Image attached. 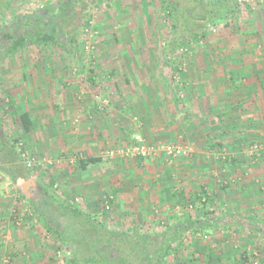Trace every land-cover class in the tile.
Wrapping results in <instances>:
<instances>
[{"label": "crops", "instance_id": "crops-1", "mask_svg": "<svg viewBox=\"0 0 264 264\" xmlns=\"http://www.w3.org/2000/svg\"><path fill=\"white\" fill-rule=\"evenodd\" d=\"M251 2L254 18H246L242 21L243 23L237 24V26H243L237 29L238 34L235 32L234 36L238 38V42L242 36L245 37L247 43L253 42L258 37L257 40L263 44L256 49H252V45L247 47L243 45L241 48L229 51H216L209 65L202 66L199 72L202 79L199 83L201 86L199 103L201 102L205 110L203 109V113L195 119L199 124L188 131L187 129L173 131L169 130L172 124L167 120L164 123L160 119L158 121L144 119L143 122L149 132L147 135L155 140H161L164 136L166 139L171 137V140L176 141L180 138L186 144L197 147L198 159H181L185 161L182 175L189 176L190 173L193 174L192 172L202 168L216 170L212 172L213 176H209L208 184L203 181L199 183L198 191L194 188L198 184H195L193 179L200 180L205 178V175L193 174L189 179L185 177L187 179L183 183L185 185L183 189L192 191L190 198L183 195H177L174 198L168 192V189H174L171 184L162 186L156 183L158 187L155 189L152 187L147 167L160 165L164 162L161 159H111L108 161L101 159L97 165L89 166L85 170L78 169L80 160L100 158L103 151L111 147L128 145L132 141L111 146L109 140L104 145L99 143L104 133L105 135L111 133V127H113V134L118 138L124 139L130 134L118 123L120 118L111 120V115H106L108 112H99L97 107H93L97 101L93 96L87 95V89L91 88L92 84H98L99 76H96L99 74L98 71L89 67L91 75L89 87L79 91L78 84L71 83L70 79H65L69 81H64L65 83L62 84L58 82L62 79V74L66 76L67 69L59 72L57 67L40 65L36 50L25 49L8 57L7 60L18 59L21 62L11 61V65L4 66L5 69L2 65L7 60L0 63L5 98L10 100L9 112L6 115L2 113V116L0 114V175L3 176L6 184L18 187L22 191L26 204L36 213V219L23 211L14 214L13 206L15 205L13 204L9 210L5 211L8 205L5 204L6 199L0 190V257L10 254L12 264H59L49 255L50 251L52 252L57 246L66 248L67 244L74 247L71 242L69 243L70 237L65 235L66 228L62 225L66 217L74 216L60 205L71 204L73 195L70 194L77 189L76 193L81 196H75L83 199V206L71 205L83 211L84 229H88L86 215H90L92 220L95 218L101 220V215L99 213L95 215L90 212V209H92L95 194L104 188L96 189L95 187H98L101 181L108 182L105 178L99 177L101 174L99 169L103 165H108L117 168L116 174L120 173L117 178L120 187L116 186L118 190L112 191L113 204L118 207L123 221L130 223L127 230L131 233H142L145 230L156 231L160 223L171 225L179 218H187L189 215L180 214L179 204L191 202L202 209V201H208L212 208L207 209L203 215L193 218L214 219L215 221L212 220L214 226L209 227L208 222H204V229L200 228L201 232L205 235L218 236V238L222 236L220 235L222 232L226 238L237 236L236 240L247 243L245 245L248 246L249 251L243 254V251L233 250L237 252L233 256L232 248H217L218 243H215L217 249L213 246L208 253L200 252L198 246L195 251L196 257L193 259L200 258L194 264H255L257 261L259 264H264V156L255 159L250 157L246 150L249 148L247 145H252L257 141L255 140L257 137L264 135V0H251ZM236 6V2L234 7L226 4L223 18L238 14ZM51 56L55 57V53L53 52ZM106 71V73L114 74L113 78H109L110 81L118 73L116 69ZM77 73L78 68L74 67L73 74ZM153 101L154 99H151L149 103L153 104ZM0 107L4 108L2 101ZM120 115L118 117H121ZM23 117H27L25 119L29 122L28 127L23 123ZM113 121L118 127L113 124ZM10 125L14 128L11 132L13 134L9 133ZM131 131L135 132V129ZM17 132L20 134L18 135ZM136 134L137 132L132 133V136H128L127 139H132ZM19 138L26 141L33 155L41 162L51 160L53 163L44 168L46 173H40L33 179L21 178L19 180L21 187L13 183V180L3 172L11 169L15 173L13 168L17 166L21 168V174H29L20 163L16 152V142ZM238 141L240 145H232L233 142L238 143ZM243 147L245 151L242 152ZM227 149L231 153L236 151V155L233 157L229 154L227 157L220 155L222 158L219 160V157L215 155L218 154L217 151L220 153L224 151L226 154ZM120 177L123 179L121 180ZM52 183L53 185H50ZM126 187L130 189L126 190ZM205 191L207 195L210 192L211 196H204ZM200 197L203 198L201 201ZM15 204L19 205L17 202ZM85 204L87 208L84 207ZM216 205H218L217 208ZM20 206L25 207L21 204ZM206 212H210V215H206ZM15 218L22 219L23 228L16 227ZM49 222L53 230L55 229L65 237V244L62 242L63 239L56 237L48 228ZM76 227L81 228L79 224ZM241 242L236 246L238 247ZM85 244H87L86 241H84ZM227 244L230 243L227 242ZM177 245L175 248L179 247V254L176 255L178 256L176 259L180 260L186 251L182 250L180 244ZM251 249L260 257L254 258L255 252ZM202 256H205V260ZM171 259L172 257L166 260ZM66 264L71 263L66 262ZM76 264L91 263L88 259H80Z\"/></svg>", "mask_w": 264, "mask_h": 264}, {"label": "rangeland", "instance_id": "rangeland-1", "mask_svg": "<svg viewBox=\"0 0 264 264\" xmlns=\"http://www.w3.org/2000/svg\"><path fill=\"white\" fill-rule=\"evenodd\" d=\"M59 1L60 0H0V29L4 27H12L14 20L17 18L23 19L26 15H30L31 13L39 10H44L50 5L57 6L59 5ZM174 1L181 7L194 10L195 14L193 18L196 21L195 24H197V26H202L199 23L203 22L202 15L206 14L204 12L207 10L205 6L202 7L201 4L195 2V0ZM205 1L208 3L210 0ZM215 1L223 3V5L227 4L230 7H234L236 2V13L238 14L230 16L227 15L222 23L224 25L222 26L218 25L213 27L209 25L214 29V31L207 26V40L199 44H192L183 50H178L174 56H169L170 58L168 64L165 63L164 53L170 51V44L173 40V35L175 34L173 29L174 19L165 11L161 0H94L91 3L88 2L87 4L84 3L80 5L78 7L80 10L87 6L90 8L88 14L83 17V20L85 18V25L91 21L94 28L99 33L96 41L97 54H95L96 59H94L96 60V64L93 66L90 63V60H88V55L82 51V46L78 47L77 52H74L75 54L70 50H67L68 45L66 40L68 35L71 33H77V29L72 28L74 27L72 24L66 25L59 35V42L62 47L52 48L44 46H30L26 49H28L27 51H38L40 65L42 66L57 67V71L59 72H64V70L67 69L68 71L65 74L66 76L61 73L62 79H59L58 82H61L60 84H62L65 83V79H70V82L72 81L71 83L76 82L78 84L77 88L79 91H82V88L85 89L89 87V78H91L88 70L89 67L98 71V84H92L91 88L87 89V95H91V97L93 96L97 101V104L93 107H97L99 112H108L106 115H111V120L120 118L118 123L121 124V127H125V130L127 129L126 131L130 134L126 135V138L124 139L118 138L113 134V127H111V133H106L108 136L105 135V131L103 132L104 135L101 137V141H99L100 145H104V143L108 140L110 142V146L112 144L118 145L131 141L132 139H127V137H131L132 133L135 132L143 135L151 142L161 141L164 143L183 145L186 143L180 138L176 141L171 140V137L166 139L164 136L161 140H155L152 136H148L147 134H149V132L143 124L144 119H148L150 121H158L160 119L161 122L163 121L164 123L167 120V122L172 124H170L171 126L169 127V130L173 131H177V129H187L188 131L191 127H194L195 125L197 126L199 123H197L195 119L203 113V109L205 110V107L201 106V102L199 103V92L201 88L199 83L202 81L199 72L200 69L203 68L202 66H204V64L209 65L210 60H213L212 56L216 51H229L230 49L241 48L243 45L246 47L247 45H252V49H256L257 46H261L263 44L261 41L257 40L258 37L253 42L247 43L245 41V37L242 36V41L240 40L238 42V38L234 36L235 32L238 34L237 29L243 26H237V24L243 23L242 21L246 18H254L252 15L251 0H248L246 7L242 9L238 8V0ZM88 18L89 20L87 22ZM73 19L74 17L70 21ZM53 52L55 53V57H50V55H53ZM77 55H79V57H77ZM11 61L8 59L7 62L2 65L3 69H5L4 66L11 65ZM15 61H17V63L21 62L18 61V59ZM2 66L0 65L1 68ZM74 67L78 68L77 74H73ZM1 68L0 81L2 88L0 93V102L2 101V103H4L3 101L6 95L4 92L5 86L2 81L3 75L1 74ZM111 69H116L118 71L112 81H110V79L113 78L114 74L112 75L110 73H106V70ZM208 92L211 91L208 90ZM151 99H154L153 104L149 103ZM226 108L229 109L228 107H225V109ZM2 113L3 107H0L1 116ZM120 113L122 115H120ZM119 115L121 117H118ZM113 124L115 125L114 121ZM115 126L118 127L117 125ZM132 129H135V132L131 131ZM9 130V133H11L14 128L10 125ZM17 134L19 135L20 133L17 132ZM192 139L195 140V138ZM188 140L191 142L190 138ZM255 140H257L255 142L264 143V135H260V137H257ZM236 144L240 145L239 141L238 143H232L233 146H236ZM192 146L195 148L196 152H198L197 147L194 145ZM247 146L249 147V145ZM245 147L241 150L242 152L245 151ZM246 150H249V148ZM217 152L219 155L217 153L215 155L219 157V160H221L224 155H226V157L228 154L230 157L236 155V151L231 153L228 149L226 150V154L224 151H222V153L219 151ZM220 155H222V157H220ZM192 158L198 159L196 154ZM184 162V160L179 159L172 162L164 161L160 165H149L147 168L152 187L155 189L158 187V183L162 186L171 184L172 189L173 187L174 189H168L170 195L172 194L174 198L177 197V195H183L188 198L189 196L192 197V191L183 189V187H185V185H183V183L186 182L185 179H189L193 174H204L205 178L203 179H193V182L198 184L194 186L195 190L198 191L197 188L199 187V183L203 181L208 184L209 176L213 174V171H216L202 168L201 170L192 172L193 174L190 173L189 176H185L182 175V169L185 168L183 167ZM120 167L122 168V166ZM112 169H114V171ZM116 171L117 168L114 166L103 165L100 167L99 172L101 174L99 177L105 178L108 182L103 183L101 181L103 186L101 187V182H99L98 187H95L96 189L104 188L102 190H98L99 192L95 194L90 212L95 213V215L96 213H99L103 224L108 230L115 228L127 231L130 223L123 221L117 206L113 204V210L111 213H106L102 207L103 197L105 195H112V191L118 190L116 189V186L120 187V184H118L119 180L117 179L120 173L116 174ZM171 173H173V175H171ZM169 176H171L170 179ZM122 179L123 178H121V180ZM221 179L225 178L221 177ZM126 186L128 187L127 183ZM129 186H131V184ZM0 187L2 188L0 190L3 193L4 199H6L5 204L8 205L5 211L9 210V208L13 205L16 206L15 202H17V196L20 195L24 198L22 191H20L18 187H12L11 185H8V183L6 184L2 175H0ZM128 189L130 188H127L126 190ZM76 190L77 189H74L73 193L70 194L73 195V198L76 197L75 195L81 196V194L78 195V193H76ZM209 195L211 196L210 192ZM209 195L206 197H209ZM18 204L19 205L16 207L13 206V211L17 210L14 214H19V212L22 211L24 212L25 207L23 208V206H20V203ZM179 205L180 206H178V208L180 210V214L189 215L191 217L203 215L207 209L212 208L211 203H206L202 206V209L191 202ZM191 205H194L193 210L190 209ZM78 206L81 207L83 205ZM84 207L87 208V205L85 204ZM217 207L218 205H216V208ZM82 219L77 223L75 219L66 217L62 225L66 228L67 237L72 236L73 238H78L81 242L86 241L87 244H85L84 247L90 249L91 247H94V236L93 233L89 232L90 227L80 234L78 233L79 227H76L77 224L84 221V218ZM115 224L117 227L114 226ZM16 227L23 228L22 224L21 226L16 225ZM220 235L222 236L218 238V236L215 237L210 234L205 235L204 233H200V235L192 234L187 240H185L183 246H180L182 250L186 251L181 257L182 260L172 257L171 260H166V264H178L180 261L183 264H194L195 261L200 258L197 257V259H193V257H196V248L199 246V250H201L200 252L208 253L211 249H213V246L215 247V243H218L219 247L217 248L220 249L227 247L230 249L232 248V253L234 254L233 256L237 253L235 251L233 252V250H237L238 252L243 251V254L249 251L247 250L248 246L245 245L247 243L244 241L241 242L238 239L236 240L237 236H235V238L234 236L226 238L224 237L225 235ZM227 242L230 244H227ZM239 242H241L239 245L240 247H237L236 245ZM177 246H179V244ZM71 247L72 246L70 245L66 248L57 246L52 252L50 251L49 255L53 257V260H56V262L61 264L58 259V252L62 251V253H65L68 250L71 251V257H73L74 249H71ZM251 251H253V249H251ZM248 253L252 255L251 252ZM2 257H0L2 258L0 259V264H5L4 260L6 258L9 259L8 264H12L13 260L11 259L12 257L10 254L9 256L5 255ZM257 257H260L258 253ZM202 258L205 260V256H202Z\"/></svg>", "mask_w": 264, "mask_h": 264}, {"label": "trees", "instance_id": "trees-1", "mask_svg": "<svg viewBox=\"0 0 264 264\" xmlns=\"http://www.w3.org/2000/svg\"><path fill=\"white\" fill-rule=\"evenodd\" d=\"M88 2L91 3L92 1L89 0ZM161 2L168 15L174 19L173 29L175 34L170 44V51L164 53L166 64L169 63V56H174L178 50L207 40L208 33L206 27L209 25L213 27L218 26L225 19L222 16L225 4L223 5L220 2L210 0L206 3L205 0H195L202 7L205 6L207 8L204 11L206 14L202 15L203 22L199 23L202 26L195 24L196 21L193 18L195 14L194 10L181 7L174 0H161ZM74 11L75 5L73 0H60L57 6L50 5L44 10L26 15L23 19L17 18L14 20L13 26H17V34L11 28L4 27L0 29V63L30 46L62 47L59 42V35L66 25L71 24L70 20L74 17ZM84 21L85 18L84 20L82 18L77 33H71L67 37V50L73 53L77 52L79 46H82L81 34L85 25ZM25 118L27 117H23V123L28 127L29 122ZM100 162V158L80 160L78 169L85 170L89 166L97 165ZM13 169L15 173L11 169L4 170L3 172L13 180V183L18 184L19 187H21L19 181L21 178H25V180L35 178L30 172L26 175L21 174V168L17 166ZM50 185H53V183ZM203 194L207 196V191L203 192ZM206 203V201H202L203 205ZM60 206L68 211V213L70 212L74 216L72 218H75L77 223L81 221L83 211L77 207H73L69 203H66V205L61 204ZM206 215H210V212H206ZM86 216L87 227H90L89 232L93 233L94 236V247L85 249L84 242L70 236L67 239L69 243L71 242L74 245V247H71V249H74V252L73 257L67 260L68 263L76 264L80 259H88V262L91 264H166L167 258L178 257L176 255L179 254V248H175L176 244L183 246L189 236L202 233L200 228L204 229V222H208L207 225L212 227L214 226L213 221H215L209 218L195 219L188 216L187 218L175 220L171 225L160 223L161 225L159 224V228L156 231L145 230L142 233H131V231H124V229L108 230L99 218L92 220L90 215ZM79 225L81 228L78 229V233L80 234L85 230V220L79 223ZM47 226L56 237L63 239L62 242L65 244V237L60 232H56L55 229L53 230L50 222L47 223ZM67 246L68 244L65 247ZM177 259L179 260V258ZM178 264L183 263L180 261Z\"/></svg>", "mask_w": 264, "mask_h": 264}, {"label": "built area", "instance_id": "built-area-1", "mask_svg": "<svg viewBox=\"0 0 264 264\" xmlns=\"http://www.w3.org/2000/svg\"><path fill=\"white\" fill-rule=\"evenodd\" d=\"M215 1V0H214ZM248 0H238V8L242 9L246 7ZM224 24H220L222 26ZM209 28L213 29L209 26ZM214 31V29H213ZM99 36L98 31L94 28L93 23L90 21L85 25L82 34V51L88 55V60L92 66L96 64L97 54L96 50V41ZM183 50V49H182ZM182 70V69H181ZM1 81H0V93H1ZM10 110V100L8 98L4 99V108L3 114L6 115ZM16 152L19 158L20 163L24 166V168L32 173L35 177L40 173H43L45 167L51 166L53 163L51 160L40 161L37 157H35L29 148L28 144L21 138H19L16 142ZM249 156L252 158H261L264 156V143L255 142L254 144L249 146L248 150ZM196 154V150L192 145L188 144H173V143H164V142H151L147 140L143 135L136 134L132 138V141L128 145H124L121 147H111L106 151H103L100 155V159L103 161H108L111 159H121V160H131V159H139V160H156L161 159L165 162H172L179 159H190ZM55 188L57 186L55 185ZM19 195V194H18ZM113 196L105 195L102 200V207L106 213H111L113 210ZM17 203L21 205H25L24 213L28 214L33 219H36V213L33 209L26 204V200L22 196L16 197ZM71 204L78 206L83 204V199L80 197H75L71 200ZM190 209H194V205L190 206ZM17 210H14L13 213H16ZM16 219V218H15ZM17 225L21 226L22 219H16ZM223 234V232H222ZM200 235V233L198 234ZM206 237V236H205ZM71 251H66L62 253V251L58 252V259L61 264H66L67 260L71 257ZM254 257H257V253H254ZM5 264L9 263V259L6 258L4 260ZM255 264H259L257 261Z\"/></svg>", "mask_w": 264, "mask_h": 264}, {"label": "flooded vegetation", "instance_id": "flooded-vegetation-1", "mask_svg": "<svg viewBox=\"0 0 264 264\" xmlns=\"http://www.w3.org/2000/svg\"><path fill=\"white\" fill-rule=\"evenodd\" d=\"M79 0H73L74 2V5H75V11H74V19L71 21V24L72 28H75V29H78L81 25V20L84 16H86V14H88V9H89V6L85 7V8H82L81 10L78 9V7L82 4H87L88 1L87 0H80L79 3H78ZM91 1H94V0H91ZM79 13V14H78ZM80 17H78V16ZM11 29H14V33L17 34V26H15L14 28H11Z\"/></svg>", "mask_w": 264, "mask_h": 264}]
</instances>
